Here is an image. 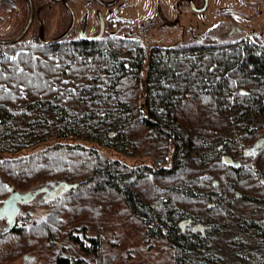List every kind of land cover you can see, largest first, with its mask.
I'll return each mask as SVG.
<instances>
[{
	"label": "trees",
	"instance_id": "obj_1",
	"mask_svg": "<svg viewBox=\"0 0 264 264\" xmlns=\"http://www.w3.org/2000/svg\"><path fill=\"white\" fill-rule=\"evenodd\" d=\"M108 20L102 34L73 36V28L47 43L31 37L26 46H18L24 39L0 44V134L54 140L37 152L0 158V201L12 188L43 192L64 186L46 202L53 211L15 224L0 240L60 239L67 211L81 215L85 199L99 198L121 202L149 235L165 239L175 251L174 264H222L211 252L214 222L201 221L208 228L198 232L180 225L195 221V205L202 202L209 222L233 216L251 240L264 238V222L258 221L264 162L238 169L222 160L238 154L264 128V45L204 37L147 49L140 38L124 35L127 29L119 34ZM197 75H205L204 80ZM180 78L189 85L183 91L175 86ZM157 137H166L171 149L164 164L156 166H128L93 145L136 154L141 143ZM260 154L264 157V151ZM64 182L78 186L67 189ZM82 226H73L70 236L78 242L72 232L81 230L85 248L93 246L86 252L100 254L103 235L90 236ZM3 241L0 264L20 251L4 250ZM57 264L71 262L60 257Z\"/></svg>",
	"mask_w": 264,
	"mask_h": 264
},
{
	"label": "rangeland",
	"instance_id": "obj_2",
	"mask_svg": "<svg viewBox=\"0 0 264 264\" xmlns=\"http://www.w3.org/2000/svg\"><path fill=\"white\" fill-rule=\"evenodd\" d=\"M68 2L76 16L73 36L84 33L88 35L99 33L102 23L105 21L106 24L109 19L115 22L114 29L125 28L128 31L127 34H124L121 30L118 32L119 34L140 38L147 49L155 44L173 46L181 42H189L192 36L191 31H193V35H197V40L202 39V36L205 37L207 33H213L216 41L236 42L239 37L241 38V36L224 38L222 34L225 33L226 28L220 24V19L214 15V0H211L210 8L204 12L185 14L183 16L184 29L181 23L175 20L176 0H119L116 9L119 10L120 18L113 15L112 7H105L95 0H68ZM34 3L35 19L29 32L23 38L24 40L18 45L19 47L26 46L31 37H38V39L58 38L67 31L72 22V13L63 1L34 0ZM28 16V0H0V37L9 38L18 35L25 26ZM114 29H109V31ZM233 47L229 46L227 49ZM196 60L198 61V59ZM204 70L207 74V63L204 64ZM197 78H205V75H197ZM187 82L180 78L175 86L183 91L189 86ZM37 139L38 137L27 136L22 133L0 134V158L37 152L54 143V140L51 139L41 142H37ZM77 139L78 142L79 138ZM72 140L64 139L63 141L71 142ZM93 142V145L97 146L105 156L119 159L120 162L128 166L163 165L164 156L171 149V143L166 137L144 141L140 144L136 154L124 153ZM240 152L242 154V150ZM63 187L51 186L48 190L39 193L31 202L21 204L16 225H22L24 222L29 224L35 218L47 216L54 208L53 204L46 203L48 198L55 190L60 192ZM252 191L254 190H249V192ZM4 200L5 198L0 201V205ZM222 203L223 208L229 206L227 200ZM84 204L86 209L81 215L74 216L70 211L64 215L66 225L61 230L63 236L60 239L56 237L51 240L30 239L28 241L23 240L24 242L14 240V243L11 244L3 241L7 237L1 239L0 243L5 242L1 245L4 250H7L6 248L8 250L13 249V251L16 248L20 250L16 252L19 254L14 257L8 255L9 259H5L2 264H57V259L60 257H69L71 264H174L175 251L169 243L165 239H157L149 235L148 228L137 221L121 202L117 203L111 200L103 202L99 198H87ZM201 204L195 205L197 217L192 226L195 227L196 223L201 221L204 223L214 222L213 228L215 229L211 233L214 238V247L211 252L217 253L223 259L222 264H245L249 258L252 262L247 264L255 262L264 264V238L260 237L263 240L257 239V242L254 239L251 240L249 235L240 232L233 216L219 217L216 220L209 218V222L206 220V217L210 216L207 207ZM235 205L233 204L232 207L236 208ZM76 224L81 227L87 225L90 236L99 233L103 235V251L100 254L86 252L93 246L87 243L88 248H85L81 230H79L80 232L72 230L73 235L80 238L78 242L75 237L70 236L69 232ZM6 225L5 219H0V231ZM182 225L187 227L188 223H182L181 229L183 228ZM247 241H255L256 243L248 244ZM24 254L33 255L36 258L27 260L24 259ZM242 254L244 257L247 255L244 263H240ZM246 259L248 261H245Z\"/></svg>",
	"mask_w": 264,
	"mask_h": 264
},
{
	"label": "flooded vegetation",
	"instance_id": "obj_3",
	"mask_svg": "<svg viewBox=\"0 0 264 264\" xmlns=\"http://www.w3.org/2000/svg\"><path fill=\"white\" fill-rule=\"evenodd\" d=\"M191 1H193L196 9L202 8L203 11H198L192 7ZM118 3V2H117ZM117 3L112 7V12L119 14V10L116 9ZM211 0H176V15L175 20L181 23L183 27V16L189 12L201 13L210 8ZM215 13L219 19L220 24H223L226 28L225 33L222 35L224 38H231L234 36H241L238 38L237 43H255L260 46L264 45V0H214ZM253 10V11H252ZM219 24V25H220ZM184 29V27H183ZM101 31V30H100ZM188 43L197 41V35H193ZM198 37H200L198 35ZM204 38V36H202ZM206 38H211L212 41L216 40L213 33H207ZM184 38V36H183ZM201 38V37H200ZM245 40V41H241ZM235 42V41H233ZM183 43V42H182ZM187 43V42H186ZM264 137V128L260 129L258 135L255 136L252 142H247V145H242L241 152L238 154L230 155L233 160L239 161L240 165L238 169L245 168L248 166L254 167L257 161L264 162V157L259 158L257 155L264 151V148L259 152L252 153L249 151L245 153V149L251 147L255 141L259 138ZM229 155V154H228ZM264 178V177H262ZM264 182V179H263ZM243 196L242 194H240ZM261 215L258 217V221L264 222V203L262 205ZM193 222L189 223L187 227L182 225L183 231L198 232L200 230H195L192 226Z\"/></svg>",
	"mask_w": 264,
	"mask_h": 264
},
{
	"label": "water",
	"instance_id": "obj_4",
	"mask_svg": "<svg viewBox=\"0 0 264 264\" xmlns=\"http://www.w3.org/2000/svg\"><path fill=\"white\" fill-rule=\"evenodd\" d=\"M56 1H63L65 3V5L70 9L71 13H72V22L69 26V28L67 29V31L60 37L55 38V39H45V38H41L42 42H50L53 40H58L60 38H63L65 36H67L73 29L75 22H76V16L74 13L73 8L71 7V5L69 4L68 0H56ZM97 3L105 6V7H113L116 5V3L119 0H95ZM29 2V16L28 19L26 21L25 26L23 27L22 31L14 36V37H9V38H5V37H0V44H13L16 43L20 40H22L25 35L27 34V32L29 31L34 19H35V15H36V10H35V3L34 0H28ZM192 7L194 9H196L193 1H191ZM206 6L202 7V8H197L196 10L198 11H203L205 9ZM104 21V20H103ZM104 31V22L102 23V27H101V31L100 34H102ZM264 148V137L259 138L257 141H255V143L251 146L245 149V153H248L249 151H252V153H256L259 152L260 150H262ZM222 160L230 166L236 167L238 168L240 165L239 161H235L233 160V158L230 155H223ZM63 182H60V184ZM65 187L67 189H71L74 187H77L78 184L77 183H71V182H64ZM42 189H30L28 191L22 192L19 190H16L14 188H12V192L10 193V195L3 201V203L0 205V219H5V221L7 222V225L5 227H3L0 231V236L11 230L13 228V226L16 224L17 222V218H18V214L20 213L21 210V204L23 203H27L30 202L32 199H34V197L41 192ZM182 222H186V223H191L192 219H188L181 221ZM195 230H200V231H204L206 228H208L207 225L203 224L202 222H197L195 225ZM24 259L27 260H34L36 257L33 255H29V254H25Z\"/></svg>",
	"mask_w": 264,
	"mask_h": 264
}]
</instances>
